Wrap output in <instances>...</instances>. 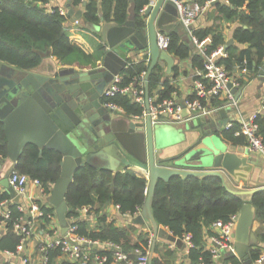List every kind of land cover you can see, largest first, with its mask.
<instances>
[{"label":"water","instance_id":"95a60500","mask_svg":"<svg viewBox=\"0 0 264 264\" xmlns=\"http://www.w3.org/2000/svg\"><path fill=\"white\" fill-rule=\"evenodd\" d=\"M61 3L64 5L65 1ZM66 7L70 17L79 19L82 26H90L93 32L101 34L106 44L103 46L101 66L92 69L60 67V61L53 60L51 51L40 52L41 62L29 70L0 62V120L8 139L9 170L28 145H36L40 152L43 148H52L61 153V174L48 200L56 209L65 234L68 228L66 214L70 211L66 193L79 168L95 164L112 172H121L139 163L147 171V195L141 213L129 221L141 226L145 223L151 225L155 238L158 234L168 236V232L156 222L152 211L158 181H164L169 187L174 176H217L229 192L240 195L243 200L234 233L236 253L232 255L238 256L244 264H254L249 257L251 245L257 243L251 232L255 219V207L251 201L253 195L264 188L233 191L227 186L225 172L233 176L240 165L253 166V161L234 153L224 141L219 143L218 138L214 139L213 144L212 132L203 128L204 124H210L209 127L216 132L213 116L207 115L197 120L199 128L191 130L192 133L197 132L189 139L186 133L189 130L179 129L176 136H173L174 133L165 135V128L152 123L150 114L145 120L135 121L114 115L103 105V95L114 76L126 68L123 54L134 49H148L150 64L145 76V97L149 112V76L152 70L162 60L166 62L170 74L175 64L174 56L158 47V31L179 33L183 41L196 50L182 24L176 22L175 6L158 0L154 6L145 9L141 14L142 24H138L135 4H132L128 18L122 24L114 18L106 21L102 17V23L97 25L87 23L81 9L76 12L70 3H66ZM232 44L231 38L226 47ZM260 75L262 80L264 68ZM228 88L238 100L241 89L232 88L231 82ZM226 111L223 108L216 112V119L224 118L217 125L219 131H224L222 128L228 124ZM182 115H188L185 107ZM163 117L166 118L167 114ZM183 136L185 139L181 141ZM173 146H177L178 150L173 155L167 154L165 151ZM195 161L199 163L195 165ZM169 162L175 166L168 165ZM1 184L12 199L26 209L23 196L9 185L8 179L2 180ZM170 235V240L180 243V239Z\"/></svg>","mask_w":264,"mask_h":264},{"label":"trees","instance_id":"16d2710c","mask_svg":"<svg viewBox=\"0 0 264 264\" xmlns=\"http://www.w3.org/2000/svg\"><path fill=\"white\" fill-rule=\"evenodd\" d=\"M80 3L81 0H73L74 6H83V18L87 23L94 25L99 24L101 18L99 13L104 20L110 21L114 18L119 24L125 22L129 15V0H87L85 5ZM146 3L147 0L133 2L136 10L135 20L138 24H142L140 11ZM215 11L218 15L216 20L236 24L232 36L237 44L242 45V48L237 45L225 47L228 57H220L218 63L224 64L231 75L234 71L243 68H247L249 72H258L264 65V0H229V4L220 1L216 4ZM66 22L64 16L58 13L50 14L38 0H0V62L29 70L41 62L40 52L47 51H51V55L60 63L68 62L69 58L77 53L85 60L93 59L92 55L86 54L71 42ZM216 27L214 24L208 29L193 31L199 40L210 37L207 44L208 53L220 45L227 44L226 37L217 32ZM168 35L169 53L181 61L191 58L194 68L204 69V57L199 52L193 53L190 45L182 40L179 33L169 32ZM245 60L246 64H244ZM148 67L145 62L127 66L122 72L121 85L138 84L142 73L147 72ZM162 74L163 68L158 63L149 76L150 96L154 98L153 95L156 93L159 95V98L155 99L156 102L170 98L174 90L172 85L158 89ZM173 75L175 77L179 75L178 65L173 67ZM112 100L124 108L126 118L130 119L142 113V107L130 95H117ZM222 103L219 99H213L210 105L216 107ZM263 113L259 115L258 122L260 133L264 136ZM238 128L239 126L235 125L232 129L224 130L223 138L235 145L245 144V137L235 136ZM7 154L8 139L4 124L0 120V155L7 157ZM61 160V153L55 149L43 148L40 153L36 145H28L19 158L16 168L31 178L39 179L48 187L49 181L55 183L60 177ZM147 184L146 179L138 177L128 169L114 174L104 167L86 164L75 172L73 182L66 193V202L70 208L66 217L77 216L78 210L97 201L100 205L114 201L119 205L122 213L134 214L146 199ZM2 194L0 200L7 197ZM251 202L255 207V216L264 220V190L255 193ZM242 205L243 200L239 196L231 195L217 176L205 178L174 176L169 182V187L164 181H158L152 211L156 222L160 226L167 227L177 237L182 238L185 234H191L194 243V247L190 248L191 257H202L207 264L212 257L208 251L203 250L200 243L204 228H211L216 220H228L232 214L240 212ZM40 206L46 212H53L44 205ZM10 209L11 218L5 222L7 232L1 240L5 245L9 243L16 245L20 242V236L14 231V224L16 219L24 217L25 213L16 209V205L10 206ZM76 223L81 235L95 240L113 241L126 251L133 249L129 231L116 226L114 222H107L105 216L99 218L97 229H86L87 224L84 222L82 226L86 227L80 230L82 222L78 220ZM261 238L264 241V231ZM2 246L4 248V245ZM9 248L15 249V247ZM59 254L58 249L53 250L49 264H69L57 262L56 258ZM260 254L261 249L257 244L251 245L250 259L255 261ZM228 260L232 264H238L234 256H229ZM152 264H158V261L153 260Z\"/></svg>","mask_w":264,"mask_h":264},{"label":"crops","instance_id":"0c3cea01","mask_svg":"<svg viewBox=\"0 0 264 264\" xmlns=\"http://www.w3.org/2000/svg\"><path fill=\"white\" fill-rule=\"evenodd\" d=\"M64 2L65 0H54L55 4L61 5V2ZM100 1V0H98ZM134 1H140V0H129V8L133 4ZM201 3H203L205 0H197ZM67 2L73 4V0H67ZM220 2V0H217L214 5H211L210 8H208L195 22L193 25V31L194 30H205L210 27H212L214 24H216V30L217 32L222 33L225 37L227 42L232 38V32L236 26L234 22H224L216 20L217 12L216 10V4ZM147 4V3H146ZM146 4L143 5L146 6ZM76 10H83V6L77 5ZM81 7V8H80ZM100 8V6H99ZM84 12V11H83ZM83 14V13H82ZM99 15L102 18L101 13ZM99 20V24L102 23V20ZM70 19V18H69ZM176 22L179 21L176 19ZM180 23V22H179ZM183 26V25H182ZM68 27V28H67ZM66 28L68 32V36L71 40V42L75 45H77L81 50H83L86 54L92 55L93 59L90 61L84 59V63L81 65L73 64L71 62H61L60 67H73L77 69H92L97 68L98 66H101V60L104 54L103 46H106L104 40L101 37L100 33L93 32L90 26H76L73 23H66ZM185 33L188 35V32L186 28L183 26ZM186 34L184 36H186ZM204 39H209L210 37L207 36ZM203 39V40H204ZM183 40V39H182ZM209 44V43H208ZM237 45L239 48H242V45H239L235 42L233 39V44ZM102 48V49H101ZM169 52V51H168ZM192 52L197 53L196 50H192ZM149 50H138L134 49L132 51L126 52L123 54L127 66H131L134 63L144 62V59L149 55ZM171 54V53H170ZM172 55V54H171ZM173 56V55H172ZM228 54L225 50L224 55L222 58H227ZM53 60H57L56 57L52 56ZM175 58V57H174ZM84 64V65H83ZM159 64L163 68V74L161 76V83L159 85V90L165 89L167 86H173L174 90L172 91L173 99L176 101H183L186 99H190L194 95V80L198 76V73L201 69L194 68L192 64L191 58L186 60H178L175 58V64L174 66H179V75L176 77L173 75V70L170 74L167 72V64L165 61H159ZM264 68V65L261 67L258 72L250 71L247 80L243 81L244 86L241 88V94L238 99V109H230L229 107L226 108L227 116L226 118L228 120V125L232 124L230 129L234 128L235 125H238L239 128L235 132V136H243L242 134H237L240 132V122L239 117L240 116H247L253 112H256L260 108L261 103V97H262V80H260L261 72ZM240 74L239 71H234V73L231 75L232 77H237ZM122 75V72L120 73ZM158 96V97H157ZM153 97L157 100L159 98V95L156 93L153 95ZM124 109V108H123ZM264 112V111H263ZM264 114V113H263ZM216 113H212L209 116H213L214 120H212L213 123L216 124V132H213V129L210 126V124H204L203 128H207L208 131L212 132V135L214 136L213 144H215L214 139H219V143L221 141H224L228 147V149H232L234 153L238 154L239 156H247L250 160L253 161V166L251 165H240L236 169L235 175H230L225 172V178L227 182V186L233 190V191H239V190H247V189H255V188H264V156L251 151L246 143L243 145H235L227 140H225L222 136L223 131H219V126H217L220 122L224 121L223 117H219L216 119L215 117ZM205 116L196 117L193 119H187L183 122H159L161 127L167 129V128H173V136H176L177 131L179 129L183 130H189L188 135L189 139H192L194 137V133L197 131H194V133L191 132L193 129L199 128L197 126V120L204 118ZM131 120L135 121H141L136 120L133 118H130ZM192 123L195 125L192 126ZM226 130V126L222 128V130ZM229 130V129H227ZM185 132V131H183ZM167 133H165L166 135ZM217 134V135H216ZM244 137V136H243ZM185 139V136L180 139L181 141ZM177 146H173L170 149H167L165 152L167 154H172L175 151H177ZM41 153V152H40ZM173 155V154H172ZM199 161H195L194 164L197 165ZM168 165L175 166L172 162H169ZM9 166L10 164L7 161V157L0 156V194L7 195L4 199L0 200V217L2 219L3 214L6 210H11L10 206L16 205V209L19 210V207L21 204H17L14 199L10 196V194L6 191V189L2 186L1 181L4 179H8L9 175ZM14 166L12 164L11 168ZM128 170L133 171L138 177L144 178L148 181L147 177V171L146 168L139 164L134 163L131 166L127 168ZM194 169H197L195 167ZM124 169L123 171H125ZM114 174L116 172H113ZM239 174V176H238ZM205 178V177H204ZM55 183H51L50 181L47 183V186H44L47 196L41 197L39 188L36 186L29 184L27 188V193L24 197H22V200L25 201V203H29L28 200L31 199V196L33 198H36L38 203L40 205H44L45 208L53 211V212H47L52 214L53 218L47 220V217L41 219L40 221H36L33 229L32 234L27 239L26 243L23 244L21 248L19 247V243L16 245L14 243H9L5 245V242L3 244L2 236L6 234V230L0 229V264H22V260L24 258H28L29 264H41L42 255L37 250V244L42 241L44 238L47 237H58L59 235H63V226L61 225V222L57 216L56 209L49 203L48 197L50 196L53 186ZM148 188V184H147ZM264 190V189H262ZM260 190V191H262ZM231 195H235L231 192H229ZM22 196V195H21ZM239 196L240 195H235ZM241 198V197H240ZM5 200H8L6 205L1 206V203ZM242 200V198H241ZM89 207V211L87 213L81 212L78 210L77 216H71L70 218H67L68 226H70L74 221H80L82 222L80 230H83L82 228L86 226H82L84 222L87 224L86 229H97L99 224V218L101 216L106 217L107 222H114V224L118 227L125 228L129 231V239L131 241V244H133V248H141L142 250L148 249L147 244L148 240L152 239V246L149 249V255H150V264H152L153 260L158 261V264H206L202 257H191L192 250L188 249V247L185 245V242L177 237L176 235L171 232L167 227H163L167 232L168 236H160L159 234L154 237L153 228L151 225L145 223L143 226L139 224H135L130 222L129 220L141 213V208L138 209L134 214L130 213H122L120 211V207L118 204H116L114 201H110L106 203L105 205H100L97 202L93 205L87 206ZM142 207V206H141ZM139 211V213H138ZM264 231V220L259 219L255 216L253 225L251 227V232L254 234L255 239L257 240V247L261 249V253L264 251V241L261 238V234ZM80 234V233H79ZM82 234V233H81ZM170 234L174 235L176 238L180 239V243L176 241H172L169 239ZM213 230L211 228H204L203 230V236L200 240L201 245L203 246L204 251L209 252V248L211 245L210 238L213 235ZM177 240V239H176ZM4 245V248H2ZM15 247V249L9 248V247ZM210 253V252H209ZM229 256H234L230 253L223 252V255L219 259H211V261L207 264H232L230 260L227 261V258ZM238 260V264H244L238 256H234ZM252 260V259H251ZM257 259L252 260V262H256ZM56 261L59 263L67 262L60 254L57 256ZM69 263V262H68ZM71 264V263H69ZM92 264H98L96 262H93Z\"/></svg>","mask_w":264,"mask_h":264},{"label":"built area","instance_id":"2783aa9c","mask_svg":"<svg viewBox=\"0 0 264 264\" xmlns=\"http://www.w3.org/2000/svg\"><path fill=\"white\" fill-rule=\"evenodd\" d=\"M41 5L47 8L50 14L58 13L64 16L67 20L76 26H80L79 19L70 17L66 7L67 0L64 5H57L54 0H38ZM158 0H147L146 6L140 11L144 13L148 6H154ZM173 4L177 10V20L186 28L188 35L191 37L197 52L201 54L204 61V69L200 70L198 76L194 80V97L183 101H176L172 98L163 99L156 102L155 98L149 97V112L146 109L145 97V76L147 72H143L141 80L138 84L130 83L128 85H121L122 75L117 74L114 76L110 86L106 89L103 95V105L113 111L114 115L124 116V109L121 105L114 102L112 99L117 95H130L134 101L142 107V113L135 115L133 119L145 120L147 115H151L152 123L159 122H183L184 120L193 119L196 117L207 116L212 113L219 112L221 109L229 107L232 110L238 109V100L235 99V94L230 88L228 83H232V88H242L243 81L247 80L249 70L243 68L240 70L239 76L232 77L224 64L218 63V59L225 53V45H220L216 49L208 53L207 44L209 39L199 40L193 32V25L196 20L208 9L214 5L217 0H205L203 3L197 0H165ZM229 4V0H220ZM87 0H81V3H86ZM71 4V3H70ZM73 8H79L71 4ZM80 6V5H79ZM81 8V7H80ZM82 10V9H81ZM78 10H76L77 12ZM83 13V10H82ZM70 18V19H69ZM82 26V25H81ZM68 28V27H67ZM157 43L160 50L168 51L170 45V38L167 32H157ZM144 62L150 64V54L144 59ZM246 60L244 64H246ZM262 97L260 108L258 111L253 112L247 116H240V132L246 139L247 147L256 153L264 156V136L260 133L259 115L264 111V78L262 79ZM213 99H219L223 103L219 106H211L210 102ZM184 107L188 111L187 117L182 115ZM167 114V117L163 116ZM232 124L226 125V130L230 129ZM1 156V155H0ZM16 163L9 171L8 182L9 185L17 192L18 195L23 197L27 193L29 184L39 188L41 197L47 196V192L43 183L39 179L31 178L25 173H21L16 168ZM8 200L1 203V206L6 205ZM26 204V209L20 205L19 210L25 213L16 219L14 224V231L20 236L19 247L26 243L29 236L32 234V229L36 221L47 217L52 219L53 216L42 209L36 198L31 196ZM79 211L87 213L89 207L85 206ZM139 213V211H138ZM239 213L232 214L226 221L216 220L212 223L211 229L213 235L210 238L209 252L212 259L216 260L221 258L223 252L235 254V228L238 222ZM11 218V211L6 210L0 219V229L6 230L5 222ZM79 226L74 221L68 226L67 231L58 237L44 238L37 244V250L42 255L41 264H49L50 254L53 250H59L67 262L71 264H150L149 249L152 246V239L148 240V249L142 250L141 248H133L131 251H126L120 244L113 241L95 240L88 236L79 234ZM188 249L194 247L191 234H185L181 238ZM107 252H110L108 254ZM29 259L24 258L22 264H29ZM254 264H264V251L259 255Z\"/></svg>","mask_w":264,"mask_h":264},{"label":"rangeland","instance_id":"374dc122","mask_svg":"<svg viewBox=\"0 0 264 264\" xmlns=\"http://www.w3.org/2000/svg\"><path fill=\"white\" fill-rule=\"evenodd\" d=\"M69 61L73 64H78L81 65L82 63H84V57L81 56L80 54H74L69 58ZM84 65V64H83ZM166 133H173V129L171 128H167V129H163Z\"/></svg>","mask_w":264,"mask_h":264}]
</instances>
